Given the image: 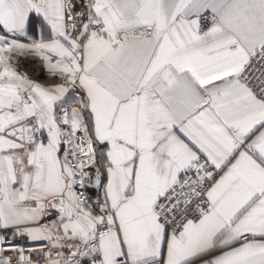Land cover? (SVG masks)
Segmentation results:
<instances>
[{
  "label": "snow or ice",
  "instance_id": "obj_1",
  "mask_svg": "<svg viewBox=\"0 0 264 264\" xmlns=\"http://www.w3.org/2000/svg\"><path fill=\"white\" fill-rule=\"evenodd\" d=\"M0 264H264V0H0Z\"/></svg>",
  "mask_w": 264,
  "mask_h": 264
}]
</instances>
